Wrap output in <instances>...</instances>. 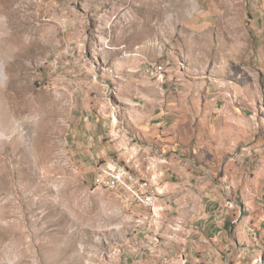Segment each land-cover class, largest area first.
I'll use <instances>...</instances> for the list:
<instances>
[{"label": "rangeland", "instance_id": "obj_1", "mask_svg": "<svg viewBox=\"0 0 264 264\" xmlns=\"http://www.w3.org/2000/svg\"><path fill=\"white\" fill-rule=\"evenodd\" d=\"M246 2L0 0V264H264V54ZM153 113L202 177L127 205L92 178L146 169Z\"/></svg>", "mask_w": 264, "mask_h": 264}, {"label": "crops", "instance_id": "obj_2", "mask_svg": "<svg viewBox=\"0 0 264 264\" xmlns=\"http://www.w3.org/2000/svg\"><path fill=\"white\" fill-rule=\"evenodd\" d=\"M246 5L249 14V30L255 38L259 54H264V0H247ZM155 115L153 113L148 120H145L141 129L138 130L143 140V142L139 140L140 146H143V150L148 155L146 169L141 170L136 157H132L129 166L126 164L123 167H129L127 169L135 175L149 180L158 190V194L165 193L166 197H169L177 193V198H186L188 191L194 188L202 177L201 167L193 159L179 157L175 145L161 144L160 136L163 135L162 127L165 126H155L159 123L155 122ZM205 217L210 218L211 215ZM201 230L206 232L204 228Z\"/></svg>", "mask_w": 264, "mask_h": 264}, {"label": "built area", "instance_id": "obj_3", "mask_svg": "<svg viewBox=\"0 0 264 264\" xmlns=\"http://www.w3.org/2000/svg\"><path fill=\"white\" fill-rule=\"evenodd\" d=\"M92 183L96 188L117 192L127 205L153 208L159 193L149 180L116 163L97 165Z\"/></svg>", "mask_w": 264, "mask_h": 264}]
</instances>
